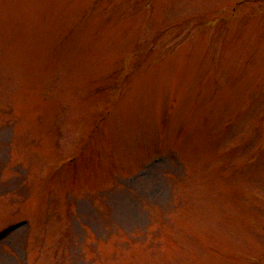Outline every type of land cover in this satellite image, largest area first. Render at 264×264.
<instances>
[{"label": "rangeland", "instance_id": "rangeland-1", "mask_svg": "<svg viewBox=\"0 0 264 264\" xmlns=\"http://www.w3.org/2000/svg\"><path fill=\"white\" fill-rule=\"evenodd\" d=\"M0 264H264V0H0Z\"/></svg>", "mask_w": 264, "mask_h": 264}]
</instances>
